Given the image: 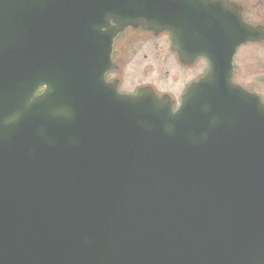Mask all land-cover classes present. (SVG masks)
<instances>
[{"label":"water","instance_id":"water-1","mask_svg":"<svg viewBox=\"0 0 264 264\" xmlns=\"http://www.w3.org/2000/svg\"><path fill=\"white\" fill-rule=\"evenodd\" d=\"M224 3L0 0V264H264V105L231 83L264 26ZM129 26L210 60L177 112L105 83Z\"/></svg>","mask_w":264,"mask_h":264},{"label":"rangeland","instance_id":"rangeland-1","mask_svg":"<svg viewBox=\"0 0 264 264\" xmlns=\"http://www.w3.org/2000/svg\"><path fill=\"white\" fill-rule=\"evenodd\" d=\"M253 2L256 3L242 1L249 8L244 15L247 23H264V3H256L258 7L251 9ZM124 32L128 33L124 36ZM119 35L120 39L114 43L109 73L112 79H118L122 93H135L139 88L150 87L160 97L168 96L174 108H178L188 84L207 70L208 62L204 58L191 65L183 64L172 49L168 32H144L141 27H129ZM234 56L232 81L257 95L264 104V42L240 46Z\"/></svg>","mask_w":264,"mask_h":264},{"label":"flooded vegetation","instance_id":"flooded-vegetation-1","mask_svg":"<svg viewBox=\"0 0 264 264\" xmlns=\"http://www.w3.org/2000/svg\"><path fill=\"white\" fill-rule=\"evenodd\" d=\"M226 1L237 4L240 8H242L243 14H245L246 11L249 9L247 5L245 4L243 5L242 3V1L245 2L246 0H242V1L241 0H226ZM254 1L256 3H259V5H262L261 3H264V0H254ZM256 3L253 2V4L251 5V9H256L258 7ZM254 25H264V23L260 22V23H255Z\"/></svg>","mask_w":264,"mask_h":264}]
</instances>
